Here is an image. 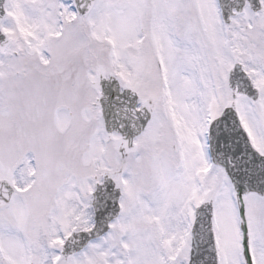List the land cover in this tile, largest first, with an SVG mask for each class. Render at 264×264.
I'll use <instances>...</instances> for the list:
<instances>
[{
  "label": "snow or ice",
  "instance_id": "obj_1",
  "mask_svg": "<svg viewBox=\"0 0 264 264\" xmlns=\"http://www.w3.org/2000/svg\"><path fill=\"white\" fill-rule=\"evenodd\" d=\"M0 264H264V0H0Z\"/></svg>",
  "mask_w": 264,
  "mask_h": 264
},
{
  "label": "water",
  "instance_id": "obj_2",
  "mask_svg": "<svg viewBox=\"0 0 264 264\" xmlns=\"http://www.w3.org/2000/svg\"><path fill=\"white\" fill-rule=\"evenodd\" d=\"M107 193L111 196H118L119 192L116 190L114 191V185L113 182L111 180L107 181ZM97 195L99 196L100 200L103 201L105 198V193H104V189L101 188ZM108 206L109 208H112L114 205L112 204L111 200H109L108 202ZM101 215H103V212H101Z\"/></svg>",
  "mask_w": 264,
  "mask_h": 264
}]
</instances>
